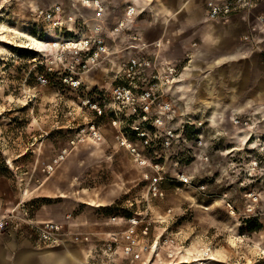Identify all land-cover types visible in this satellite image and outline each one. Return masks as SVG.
Wrapping results in <instances>:
<instances>
[{"label": "rangeland", "instance_id": "rangeland-1", "mask_svg": "<svg viewBox=\"0 0 264 264\" xmlns=\"http://www.w3.org/2000/svg\"><path fill=\"white\" fill-rule=\"evenodd\" d=\"M129 2L121 3L120 16ZM54 4L80 15L91 29L80 1L0 0V213L12 221L0 232V262H20L26 246L44 249L32 241L27 220L64 222L70 215L79 230H94L111 216L137 214L151 223L150 238L172 235L177 241L172 259L163 247L153 264H264V101L238 110L242 105L229 91L213 95L212 86L197 105L176 93L180 119L189 124L186 143L157 155L144 151L160 163L162 196H153L145 176L154 170L136 164L108 122L93 120L86 105L97 90L110 87L115 61L80 73L78 87L65 81L72 73L56 59L55 36L34 17L36 8ZM160 10L142 12L134 27L165 17V28L167 15ZM252 55L255 64V57L261 60ZM253 72L255 83H264L259 66ZM39 76L47 81L40 83ZM214 113H220L217 123L211 122ZM91 121L103 137L99 143L86 134Z\"/></svg>", "mask_w": 264, "mask_h": 264}, {"label": "built area", "instance_id": "built-area-1", "mask_svg": "<svg viewBox=\"0 0 264 264\" xmlns=\"http://www.w3.org/2000/svg\"><path fill=\"white\" fill-rule=\"evenodd\" d=\"M262 0H204L205 20L217 25H228L237 17H244L247 31L242 43L252 54L260 55L264 67V16L257 12ZM92 8V26L85 30L80 15L67 13L62 5L54 4L34 10L36 20L54 31L52 48L57 51V61L71 75L74 87L80 86L78 76L105 62L115 61L111 71L110 87L97 90L87 99L93 120H105L114 131V140L125 148L139 166L154 170L146 175L153 196H162L158 183L162 180L160 163L146 158L144 151L157 155L186 143L188 123L180 118L174 96L182 82L178 64L164 58V46L169 40L163 37L145 42L133 30L141 14L135 6H127L122 16L114 22L102 0H82ZM66 19V21H65ZM74 25L69 30L65 23ZM78 27V28H75ZM123 37V38H122ZM69 57V65L64 61ZM47 80L39 76V82ZM234 124H240L234 119ZM83 130L80 133L83 135ZM86 134L94 143L103 140L93 121ZM201 143L199 142V145ZM186 182V179H184ZM70 215L64 222L31 221V238L37 247H77L83 264H153L159 250L166 248L167 259H172L176 239L172 235L150 238L151 223L140 215L111 216L96 223L99 229L79 230L70 224ZM12 227L11 217L0 213V232ZM150 262V263H149Z\"/></svg>", "mask_w": 264, "mask_h": 264}, {"label": "crops", "instance_id": "crops-1", "mask_svg": "<svg viewBox=\"0 0 264 264\" xmlns=\"http://www.w3.org/2000/svg\"><path fill=\"white\" fill-rule=\"evenodd\" d=\"M103 2L114 20L120 17L119 7L122 2L144 8V13L149 11L151 16L155 7L161 8L160 11L167 15L165 28L162 24L165 17L158 18L157 21L152 17L153 22L150 23V27L149 24L142 27L146 33L140 26L137 28L133 25V30L145 42H152L161 37L169 40V44L164 46L163 55L166 60L178 64L182 72V82L176 92L182 93V98L188 97L190 102L197 105L199 94L205 91L211 95L209 86H212L213 95H221L229 91L233 102L236 105L237 103L242 105L238 110L252 107L255 99L264 101V83L258 81L255 83L253 72V67L257 65L264 75V67L259 57H255L256 64L254 63L252 53L241 41V36L247 31L244 17L237 16L228 25L209 23L205 20L204 0H165L164 2L162 0H103ZM257 12L264 16V0L259 4ZM154 24L156 27H151ZM211 73L210 80L208 77ZM238 110L235 108L236 112ZM218 115L220 113H214L211 122L217 123ZM20 255L21 261L16 264H27L32 261H35L33 264H83L79 248L35 250L26 246L21 250ZM0 257H2L1 261L4 257L1 249Z\"/></svg>", "mask_w": 264, "mask_h": 264}, {"label": "bare ground", "instance_id": "bare-ground-1", "mask_svg": "<svg viewBox=\"0 0 264 264\" xmlns=\"http://www.w3.org/2000/svg\"><path fill=\"white\" fill-rule=\"evenodd\" d=\"M73 1V0H72ZM76 1H82V0H76ZM72 3V2H71ZM132 6H134V5H132ZM136 7V6H135ZM139 10H140V12L142 13V12H144L145 11V9L144 8H138ZM78 10L80 11V13H81V15H82V17H84L85 19H91V18H93V14H92V8L91 7H86V6H84L83 4H82V2H81V4H80V6L78 7ZM65 21H66V19H65ZM68 23V22H67ZM91 25H93L92 23H91ZM3 28V30L5 31V32H7V33H13V34H17V35H19V36H21V37H23V38H25L26 40H28V41H33V42H36V40L33 38V37H31V36H29V35H26V34H24V33H20V32H17V31H15V30H12V29H10V28H7V27H2ZM49 32H50V34H54V31L52 30V29H49ZM48 45V47H49V43L47 44ZM150 263V262H149Z\"/></svg>", "mask_w": 264, "mask_h": 264}]
</instances>
